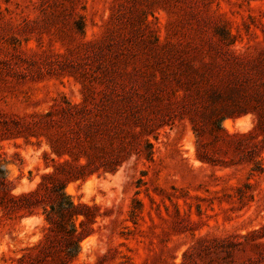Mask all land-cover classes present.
I'll list each match as a JSON object with an SVG mask.
<instances>
[{
    "label": "rangeland",
    "instance_id": "374dc122",
    "mask_svg": "<svg viewBox=\"0 0 264 264\" xmlns=\"http://www.w3.org/2000/svg\"><path fill=\"white\" fill-rule=\"evenodd\" d=\"M145 79L150 101L128 100L137 115L124 127L148 121L152 158L134 154L114 174L66 185L75 202L105 214L79 260L264 264V171L215 139L208 106L192 102L199 90L264 86V0H0V153L14 192L48 170L49 146L37 134L76 127V117L62 119L68 102L94 118L107 94H135ZM50 110L60 125H42L39 114ZM255 121L249 112L222 127L245 132ZM42 223L39 215L2 217L0 264H13Z\"/></svg>",
    "mask_w": 264,
    "mask_h": 264
},
{
    "label": "trees",
    "instance_id": "16d2710c",
    "mask_svg": "<svg viewBox=\"0 0 264 264\" xmlns=\"http://www.w3.org/2000/svg\"><path fill=\"white\" fill-rule=\"evenodd\" d=\"M139 86L141 89L135 94L123 92L119 97L107 94L106 108L99 116L87 120L79 117L83 105L68 102L62 108V119L76 117V127L60 134H37L44 135L49 146L42 151L44 168L48 170L40 174L32 189L14 192L16 184L10 179L9 162L0 153V220L4 216L39 215L43 221L40 237L22 247L12 258L13 264H87L79 260L82 242L97 231L98 218L105 214L100 205L75 202L65 188L69 182L84 180L95 173L114 174L131 155L145 153L152 158L153 143L145 134L148 121H141L138 131L124 127L135 122L137 115L132 106L126 108V102L135 100L134 95L142 98L143 105L150 101V82L142 80ZM192 102L194 107L208 106L204 115L214 123L215 139L222 137L243 161L252 162V172L264 171V158H257L264 150V86L246 88L232 83L226 88L215 87L214 91L199 90ZM249 112L256 121L248 131L229 132L222 127L223 120ZM39 116L42 125L62 123L52 119L51 110ZM252 138L257 141H246ZM198 157L202 159L199 154Z\"/></svg>",
    "mask_w": 264,
    "mask_h": 264
},
{
    "label": "clouds",
    "instance_id": "9594fccd",
    "mask_svg": "<svg viewBox=\"0 0 264 264\" xmlns=\"http://www.w3.org/2000/svg\"><path fill=\"white\" fill-rule=\"evenodd\" d=\"M245 131H247V130H245Z\"/></svg>",
    "mask_w": 264,
    "mask_h": 264
}]
</instances>
